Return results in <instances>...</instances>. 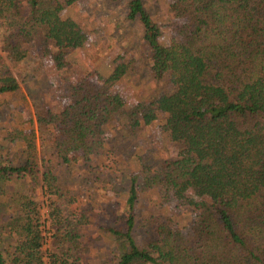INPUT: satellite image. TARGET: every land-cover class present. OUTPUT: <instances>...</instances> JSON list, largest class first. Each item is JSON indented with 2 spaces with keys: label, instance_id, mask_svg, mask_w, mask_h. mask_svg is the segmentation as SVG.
<instances>
[{
  "label": "trees",
  "instance_id": "trees-1",
  "mask_svg": "<svg viewBox=\"0 0 264 264\" xmlns=\"http://www.w3.org/2000/svg\"><path fill=\"white\" fill-rule=\"evenodd\" d=\"M77 1L0 0L5 56L18 62L39 46L58 69L67 68L69 51L89 40L84 26L65 15ZM169 1V12L177 20L171 39H164L163 26L145 0H127V18L142 24L149 71L157 79L167 76L171 90L148 102L128 104L114 87L132 61L118 55L100 81L65 78L62 97L67 104L57 110L37 108L41 135L58 130L54 146L63 161L78 152L91 160L116 123L139 128L163 115L162 130L180 144L176 156L148 172L144 186L198 197L193 202L198 213L192 235L162 222L155 227L158 238L150 247H141L134 233L141 187L133 176L124 226L104 227L121 245L119 254L99 264H264V0ZM2 58L0 54V96L21 86ZM24 138L28 149L36 151L35 132ZM29 159L0 165V205L6 201L18 213L5 226L11 235L17 234L16 244L9 258L0 248V264L46 263L43 244L48 230L42 227L37 201L7 187L14 176L36 179L35 161ZM41 178L49 193L58 195L59 205L51 204L58 221L66 196L50 167ZM78 222L72 213L55 228V250L46 264H97L84 256L87 246L81 234L69 228Z\"/></svg>",
  "mask_w": 264,
  "mask_h": 264
},
{
  "label": "rangeland",
  "instance_id": "rangeland-1",
  "mask_svg": "<svg viewBox=\"0 0 264 264\" xmlns=\"http://www.w3.org/2000/svg\"><path fill=\"white\" fill-rule=\"evenodd\" d=\"M169 2L145 0L153 18L163 26L166 40L175 37L177 30V20L169 12ZM65 15L76 18L89 34L84 47L69 51L71 61L65 69H58L49 56L43 55L39 46L24 60H9L3 50V30L0 28L2 61L11 67L21 84L19 90L0 96V165L23 164L30 161L29 158L35 161L36 179L28 174L20 179L14 176L7 187L10 191L31 194L37 201L42 227L48 230L43 244L44 260L48 263L55 250V228L72 213L79 222L77 227L74 224L69 228L81 234L80 239L87 246L84 256L102 262L108 255L119 254L121 245L104 227L124 226L128 209L126 199L133 176L141 187L134 210V233L138 244L150 247L158 238L155 227L162 222L191 236L193 220L198 213L193 202L198 197L193 193L178 196L174 191L159 192L144 186L148 172L159 168L180 150V144L170 140L161 128L163 115L139 128L129 127L122 121L116 123L109 129L104 147L91 160H84L78 152L69 162L63 161L54 146L58 130L52 129L41 135L37 108L57 110L67 104V99L62 97L65 78L69 76L76 81L89 76L100 81L99 77L109 73L118 55L123 54L132 61L128 74L114 87L128 104L148 102L171 90L167 76L157 79L149 71L151 58L143 41V27L139 20L127 18V0H78L66 9ZM32 132H35L36 151L28 149L24 138ZM46 167L57 175L66 196L61 199L65 205L58 221L52 214L51 205L52 202L59 205L58 195H51L41 178ZM14 210V206H7L6 201L0 205V248L7 258L17 238L16 233L11 235L5 227L18 214ZM44 221L47 222L45 226Z\"/></svg>",
  "mask_w": 264,
  "mask_h": 264
}]
</instances>
